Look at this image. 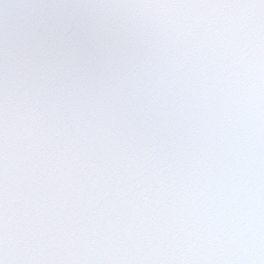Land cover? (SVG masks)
<instances>
[{
  "label": "clouds",
  "instance_id": "clouds-1",
  "mask_svg": "<svg viewBox=\"0 0 264 264\" xmlns=\"http://www.w3.org/2000/svg\"><path fill=\"white\" fill-rule=\"evenodd\" d=\"M0 264H264V0H0Z\"/></svg>",
  "mask_w": 264,
  "mask_h": 264
}]
</instances>
